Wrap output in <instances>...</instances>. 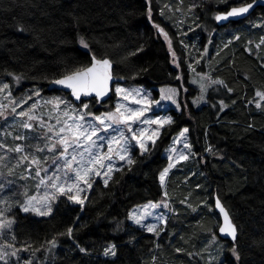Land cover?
<instances>
[{"label":"trees","instance_id":"obj_1","mask_svg":"<svg viewBox=\"0 0 264 264\" xmlns=\"http://www.w3.org/2000/svg\"><path fill=\"white\" fill-rule=\"evenodd\" d=\"M195 1L193 15H187ZM232 2L237 1L0 0V85L4 81L26 92L60 93L49 91L52 81L87 67L93 55L109 58L115 75L125 83H188L182 20L202 19L200 36L211 35L219 28L212 12L238 5ZM254 15L264 17V7ZM155 25L167 32L171 49ZM261 31L263 27L258 38ZM81 37L88 48L80 43ZM245 43L240 36L210 60L215 80L227 87L213 86L200 107L188 100L189 106L174 114V123L164 128L149 153L141 156L134 150L136 163L115 171L107 186L96 180L84 205L61 196L51 215L39 216L12 203L6 218L15 223L0 237V248L14 244L32 264H200V255L208 249L218 251L223 264H236L230 251L233 241L219 236L220 218L208 209L218 195L238 227L239 264H264V97L256 94L264 93V43L258 52L254 43V51ZM198 71L206 72L207 67L199 66ZM15 76L21 77L18 83ZM114 96L115 92L105 104L88 100L90 111L111 110ZM183 128L189 129L200 154L193 162L198 174L183 184L174 181L177 176L169 177L170 186L175 185L172 197L186 199L188 205L178 206L166 231L157 237L132 223L129 212L164 195L159 175L168 159L163 150ZM69 227L72 237L66 234ZM215 235L227 245L213 241ZM53 238L55 248L48 243ZM110 244L116 246L115 257L103 255ZM35 249L39 251L33 256Z\"/></svg>","mask_w":264,"mask_h":264},{"label":"snow or ice","instance_id":"obj_2","mask_svg":"<svg viewBox=\"0 0 264 264\" xmlns=\"http://www.w3.org/2000/svg\"><path fill=\"white\" fill-rule=\"evenodd\" d=\"M257 0H252V3H247L246 0H241L239 7H232L230 11L225 14H217L215 19L217 21L227 20L229 17H241L244 14L249 13V10L254 7ZM151 16V9H149V17ZM155 27L164 35V38L168 40L169 48L171 49V40L168 37L167 32L159 25ZM80 43L88 48V44L83 37L80 39ZM264 43V39L261 40ZM259 47V45H257ZM173 55H175L173 53ZM14 79L19 82L21 77L15 76ZM208 79H211L208 77ZM113 80L112 64L108 59H98L95 55L92 56V63L89 67H83L76 71L66 74L61 78L52 81L55 85L63 86L66 89L71 90V95L75 100L80 101L81 97H91L96 100L97 103L103 102V98L109 92L110 81ZM212 84H221L227 87L222 80H211ZM9 89V85L4 83L0 85V92H4ZM201 93L206 92L207 85L203 82L200 83ZM232 91L231 88L228 89ZM115 93L121 97L123 101L131 100L132 104L138 105V107H131L124 103H117L114 110H109L96 115L90 111V104L82 102V107L76 109L71 105L69 101L62 97H54L50 100H46L44 103L52 105V111L58 113L56 117V124H47V132L45 133V143L43 146L37 145V152H47L49 155L45 156L44 161H51L49 166H42L44 161H41L38 156L24 154L21 155L17 161L19 165L22 161L28 160L30 163L26 167V171L29 176H21V179H28L32 172H35V178L38 179L37 189H44L43 195H29L26 191L23 193L24 200L19 203V208L24 213H35L39 216H48L53 212V202L58 199V195L67 196L69 201H73L76 204L83 205L86 197H81V193L85 191L82 185H86L88 189L92 187V177H103V183L107 186L108 181L111 179V173L114 170L113 160L118 157L120 161H124L128 166L136 163L132 153L138 149L140 155L143 156L149 153L150 147H154L156 140L160 136V131L165 125H171L174 123L171 116L155 117L154 119L147 118L146 112H149L152 106L160 105L161 101H171L176 105L177 110L180 109V104L177 103L176 96L178 94L177 89L168 88L160 89V100H153L150 98V93L142 88H122L119 85L115 87ZM94 94V95H93ZM257 96L264 97V93L257 92ZM11 96V92H8ZM35 96H39L40 93L37 90L33 93ZM29 96L27 99H31ZM204 97L201 95L200 99ZM27 103V100L23 101ZM196 101H194L195 103ZM223 105V101H221ZM63 105V109H61ZM257 107H260L257 104ZM37 108V104H32L27 111L16 112V107L11 108L10 113H6L5 106L0 105V118L7 119V115L15 114L19 117H26L27 119L22 121L20 126L24 129H33L34 125L32 121H39L41 128L45 127L46 123L42 118L34 115V111ZM65 117L63 121L59 118ZM52 118L51 113L49 114ZM70 121V122H69ZM142 125H157L155 129L150 127H134L137 123ZM57 126H59L57 128ZM189 131L188 128L182 129L179 133V137L187 140L185 133ZM47 133H52L49 136ZM5 136L11 135L10 132H5ZM26 136H15L14 139L26 140ZM179 139H174V144L179 143ZM23 145H17L14 148H8L3 141H0V148H8V151L16 153H24ZM107 151H103L104 148ZM184 148L191 149V144L185 142ZM166 151L169 152L168 159L170 163L165 167L159 175L161 185L165 182V177L169 170L175 166V163L180 161H186L189 159V155L179 152L174 147H170ZM211 151V149H209ZM172 153H177L175 156ZM4 157H0L3 160ZM172 161H175L173 163ZM32 166H35L33 168ZM122 170V169H116ZM51 171V174H49ZM43 173V175H41ZM13 174V169L9 168L7 176ZM7 176L0 172V178H3L6 183L0 182V190H3L7 185L12 184V181L7 180ZM165 196L167 193L165 192ZM4 203V201H0ZM183 203V201H182ZM168 208L169 205L161 201L159 204L149 201L143 206V212L137 214L136 212L130 213L129 218L134 221L135 224L141 227H146L148 232H153L159 235V230L155 224H145L144 220L147 216L151 215L148 209ZM215 207L219 209L220 213H223L224 226L220 227L219 231L222 234H226L231 237L233 246L230 249L236 264H239L241 255L238 250V246L235 243L237 240V227L232 223L229 214L225 211L221 204L219 197L216 198ZM7 210H11L9 207ZM5 211L0 210V237L3 236L5 230H10L15 223L13 219L4 218ZM158 220L164 221V216H158ZM66 234L69 237L73 235V228L69 227ZM60 235H64L61 233ZM15 240V235L12 236ZM215 241V236H213ZM51 248L57 246V240L53 238L48 241ZM8 248H12L10 255L17 257V264H19L18 253L20 249L15 248L14 244H7ZM31 248L29 245L24 250L28 251ZM51 248L48 251H51ZM81 252L87 254V250L83 247L79 249ZM39 249L32 250V255L35 256V252ZM179 251V249H178ZM115 244H110L104 248L103 255L105 257L116 256ZM9 253L3 248H0V260L8 264L5 259ZM214 259V258H213ZM24 264H32L31 260L25 261Z\"/></svg>","mask_w":264,"mask_h":264},{"label":"rangeland","instance_id":"obj_3","mask_svg":"<svg viewBox=\"0 0 264 264\" xmlns=\"http://www.w3.org/2000/svg\"><path fill=\"white\" fill-rule=\"evenodd\" d=\"M237 2H232L234 4L240 5L241 0H236ZM198 5V1H195L190 6V12L187 15H193V9ZM212 13H214V19L216 14L218 13L217 10H214ZM216 22V21H215ZM217 25V24H216ZM204 26V22L202 19L194 20L191 19L189 21L182 20V25L180 28H182L183 31V37L181 39V44L183 45V48L185 49L186 53V62L188 65L189 72L191 73V76L189 78L188 83H181L180 85H173V84H162L157 86H145L140 84H134V83H117L122 88H142L148 93H150V98L153 100H160V89H168V88H175L177 89V96L176 100L177 103L180 104V109L177 110L176 105L173 104L171 101H161L160 105H153L151 110L149 112L145 113V116L150 119H154L155 117H165V116H171L174 120L175 116L174 114L176 112L181 113L183 108H187L189 106L188 100H190L193 105L196 107L202 106L205 101H207V96L209 91L213 88V86L217 84H212L211 80H215V76L213 75V71L210 65V60L217 55V53L220 50L226 49L229 46H232L237 39H239L240 36L245 38L246 45L250 46V43H254L256 45V52H258L261 49V40L264 39V31H261V35L263 32V35L258 38V31L261 27L264 28V17H258L257 15H252L248 20L243 21L239 27H232V26H225L218 28L215 30L212 34L215 38L214 42L212 41V34L208 36H200V30ZM218 27V26H215ZM198 32V35H196L194 32ZM256 38L258 41H256ZM259 45V47H257ZM250 49L252 50V45L250 46ZM255 50V49H254ZM252 50V51H254ZM175 60H173V63ZM176 65V64H175ZM199 66H205L207 67V71H198ZM210 77L211 79H208ZM203 82L207 85V90L204 93H201L200 89V83ZM7 83L9 85V89H6L4 92H0V105L5 106L6 113L11 112V108L13 106L16 107V112L19 113L20 111H27L29 107L36 103L37 108L34 111V115H36L39 118H42L43 121L47 122L45 127L41 128L39 126V121H32L34 128L33 129H24L20 126L21 122L26 120V117H19L18 115L11 114L7 115V119L0 118V141H3L4 144L8 146V148H14L17 145H23L24 147V153H16L8 151V148H0V157H4L3 160H0V172L4 173L7 176V172L9 168L13 169V174L11 176H7V180L12 181L13 183L10 185H7L0 194V201H4V203H0V210L5 211V216L9 214V210H7L9 207L14 206L12 203H22L24 200V195L26 191L29 195H38L42 196L44 189H37L36 185L38 184V179L35 178V172L33 171L31 176L28 179H21V176H29V173L26 171V167L30 163V161L25 160L22 161L19 165H17V161L21 155L29 154L38 156L41 161H44L45 156L49 155L47 152H37L36 146L40 145L43 146L45 143V133L47 132V124H56V117L58 116V113L52 111L53 106L49 104H45L44 102L46 100H50L54 97H62L69 101L73 107L76 109H80L82 107L81 104H77L74 99H72L70 94L66 93H54V94H44L43 91H40L38 89H33L30 91L26 90H19L15 89L11 83L9 82H1V85ZM219 85V84H218ZM114 87V92H115ZM39 91L40 95L37 97L33 95L34 92ZM11 92V96L8 95V92ZM203 95V99L201 100L200 97ZM29 96H31V99H27ZM71 99H70V97ZM27 100V103H24L23 101ZM194 101H196L194 103ZM89 101H86L85 103H88ZM117 103H124L131 107H138V105L132 104L131 100L129 101H123V99L116 95L113 99V106L111 110L115 109V106ZM101 104V103H100ZM107 106H111L108 104ZM63 105H61V109H63ZM106 112V111H102ZM100 112V113H102ZM51 113L52 118L50 119L49 114ZM100 113H96V115H99ZM95 114V113H94ZM62 121L66 119L63 116L59 117ZM70 122V121H69ZM167 125H165L161 131L160 136L164 130V128ZM59 126H57L58 128ZM134 127H144V128H152L155 129L157 125H142L137 123V125H134ZM182 131V130H181ZM180 131V132H181ZM5 132H10L11 135L5 136ZM178 132L176 135L173 136L170 143L164 148L163 153L164 156L168 159L169 152L166 151L170 147H174L177 150V153L183 152L187 155H189V159L186 161H180L179 163H175V161H172L175 163V166L171 168L168 172V174L165 177V182L163 184L164 188V195L157 201H152L154 203L159 204L161 201L166 202L169 207L165 208L163 206L155 209H148L149 212H151L150 216H147L144 220L145 224H155L157 226V229L159 230V235L153 232H148L146 227H141L140 225H137L141 228H143L146 232L155 234L157 237L162 235L166 231V226L168 224V219L171 217V215H176L178 212V206L180 205H188L187 200L180 198V199H174L172 197V193L174 192V186H170L169 177L171 175L177 176L175 178L176 183L183 184L184 181L189 179L190 177H194L198 174V168L193 164V162L200 156L198 154V151L195 150L194 144L191 139V135L189 131L185 133V136L187 137V140L185 141L184 138L179 137ZM49 136L52 135V133H47ZM26 136L28 137L26 140H17L14 139L15 136ZM159 136V138H160ZM158 138V139H159ZM157 139V140H158ZM174 139H179V143L174 144ZM156 140V141H157ZM187 142L191 144V149L184 148V143ZM151 148V147H150ZM103 151H107V148L105 147ZM177 153H172L173 156H175ZM133 157L135 155L134 151L132 153ZM204 160V158H202ZM114 170L111 173L112 174L117 171L116 169H121L123 166H126L127 164L124 161H120L118 157H116L113 160ZM170 163L168 159V164ZM51 164V161H44L42 166H49ZM167 164V166H168ZM35 168V166H32ZM51 174V171L50 173ZM43 175V173H41ZM98 179H104L103 177H92V187L96 180ZM0 182L6 183V181L3 178H0ZM85 188V191L81 193V197H88L91 189H88L86 185H82ZM165 192L167 193V196H165ZM61 196L58 195V199ZM85 199V202H86ZM183 201V203H182ZM56 202V201H55ZM53 202V205L55 204ZM149 202V201H148ZM148 202L142 203L140 205L134 206L130 212H136L137 214H140L143 212V206L146 205ZM85 204V203H84ZM83 204V205H84ZM206 208V207H203ZM209 210L215 211V205H211ZM216 212V211H215ZM164 216L166 219V223L164 221L158 220V216ZM7 219V218H6ZM129 220L134 223L130 218ZM135 224V223H134ZM220 224V221H219ZM219 226V225H218ZM171 233V232H169ZM213 239V237H212ZM219 241L222 243L223 241L219 238L218 235H215V241ZM214 241V240H213ZM224 243V242H223ZM221 244V246H226L227 243ZM5 251L9 253L8 256L5 257V259L8 261V264H17V257H12L10 255L11 249L7 246L4 248ZM218 251L215 249H208L205 252V255H200V264H223L222 263V257H217ZM18 256L20 258L19 264H24L25 261H28L29 259L23 256L21 253H18ZM214 258V259H213ZM0 264H5L4 261L0 260Z\"/></svg>","mask_w":264,"mask_h":264},{"label":"water","instance_id":"obj_4","mask_svg":"<svg viewBox=\"0 0 264 264\" xmlns=\"http://www.w3.org/2000/svg\"><path fill=\"white\" fill-rule=\"evenodd\" d=\"M247 3H252V0L251 1H248ZM240 5H235V6H231L230 8H228L227 10H224V11H220L218 12L217 14H225L227 13L228 11L231 10L232 7H239ZM259 7H264V0H257V3L254 5V7L252 9L249 10V13L247 14H244L243 16L241 17H229L227 20H224V21H216L217 25L218 26H225V25H228L230 23H235V22H240V21H244L246 20L247 18H249L250 16H252L254 14V12L256 11V9H258ZM216 14V15H217ZM98 59H108L110 60L109 58H98ZM111 61V60H110ZM111 64H112V75H113V80L110 81V84H109V92L108 94L103 98V102H101V104H105L107 102H109L112 98H113V94H114V87L117 83H123L125 82V79L122 78V77H119V76H116L115 73H114V63L111 61ZM91 66L88 65L87 67ZM48 89L49 91H61V92H64V93H67V94H70L71 95V90L70 89H66L64 88L63 86H60V85H55L53 83H51L49 86H48ZM94 95V94H93ZM72 99H74V101L76 103H81L82 101H88L90 99H92L91 97H84L82 96L81 97V100L80 101H77L75 100V98L71 95ZM218 196H215V201H216V198ZM220 199V198H219ZM215 201H214V205H215ZM221 201V199H220ZM221 204L222 206L224 207L225 211L228 212L229 214V217L232 221L233 224L236 225V223L234 222L229 210L226 208V206L224 205V203L221 201ZM215 211L217 213V215L219 216L220 218V224H219V227H218V233H219V236L222 238V239H225V240H231V237L226 235V234H222L220 233L219 229L220 227L224 226V218H223V213H220L219 209L215 207ZM237 227V225H236ZM237 230H238V227H237ZM237 236H238V231H237Z\"/></svg>","mask_w":264,"mask_h":264},{"label":"flooded vegetation","instance_id":"obj_5","mask_svg":"<svg viewBox=\"0 0 264 264\" xmlns=\"http://www.w3.org/2000/svg\"><path fill=\"white\" fill-rule=\"evenodd\" d=\"M233 24V23H232ZM232 24H229L228 26H231Z\"/></svg>","mask_w":264,"mask_h":264},{"label":"bare ground","instance_id":"obj_6","mask_svg":"<svg viewBox=\"0 0 264 264\" xmlns=\"http://www.w3.org/2000/svg\"><path fill=\"white\" fill-rule=\"evenodd\" d=\"M218 196V195H217ZM222 201V200H221ZM219 234V233H218Z\"/></svg>","mask_w":264,"mask_h":264}]
</instances>
